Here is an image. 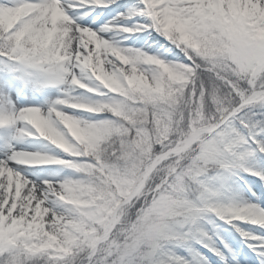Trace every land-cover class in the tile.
I'll use <instances>...</instances> for the list:
<instances>
[{
    "label": "snow or ice",
    "instance_id": "snow-or-ice-1",
    "mask_svg": "<svg viewBox=\"0 0 264 264\" xmlns=\"http://www.w3.org/2000/svg\"><path fill=\"white\" fill-rule=\"evenodd\" d=\"M264 0H0V264H264Z\"/></svg>",
    "mask_w": 264,
    "mask_h": 264
},
{
    "label": "rangeland",
    "instance_id": "rangeland-1",
    "mask_svg": "<svg viewBox=\"0 0 264 264\" xmlns=\"http://www.w3.org/2000/svg\"><path fill=\"white\" fill-rule=\"evenodd\" d=\"M262 206H264V205H262Z\"/></svg>",
    "mask_w": 264,
    "mask_h": 264
}]
</instances>
